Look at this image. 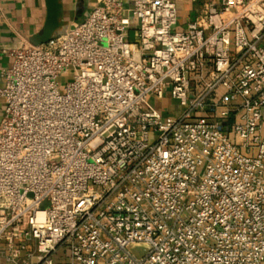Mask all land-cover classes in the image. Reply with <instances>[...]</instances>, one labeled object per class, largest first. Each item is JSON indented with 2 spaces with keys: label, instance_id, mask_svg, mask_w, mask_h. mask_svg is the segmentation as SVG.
<instances>
[{
  "label": "built area",
  "instance_id": "2783aa9c",
  "mask_svg": "<svg viewBox=\"0 0 264 264\" xmlns=\"http://www.w3.org/2000/svg\"><path fill=\"white\" fill-rule=\"evenodd\" d=\"M176 24L98 0L2 50L0 264H264V0Z\"/></svg>",
  "mask_w": 264,
  "mask_h": 264
},
{
  "label": "crops",
  "instance_id": "0c3cea01",
  "mask_svg": "<svg viewBox=\"0 0 264 264\" xmlns=\"http://www.w3.org/2000/svg\"><path fill=\"white\" fill-rule=\"evenodd\" d=\"M206 0H175L178 29L194 19ZM98 0H0V88L2 71L10 67L12 58L3 49L21 43L39 44L53 37L65 25L81 21ZM3 100L0 98V119ZM58 253L54 264H61Z\"/></svg>",
  "mask_w": 264,
  "mask_h": 264
},
{
  "label": "rangeland",
  "instance_id": "374dc122",
  "mask_svg": "<svg viewBox=\"0 0 264 264\" xmlns=\"http://www.w3.org/2000/svg\"><path fill=\"white\" fill-rule=\"evenodd\" d=\"M132 23L135 22V19L131 17ZM135 31H131V35H134ZM69 75L64 73L58 78V89L61 90L63 85L68 81ZM149 102L161 113L162 116H166L172 112H175L178 109L177 103L171 100L168 96L163 99H157L153 96L148 98ZM146 249V245L137 244L133 247V252L137 255L142 254Z\"/></svg>",
  "mask_w": 264,
  "mask_h": 264
}]
</instances>
